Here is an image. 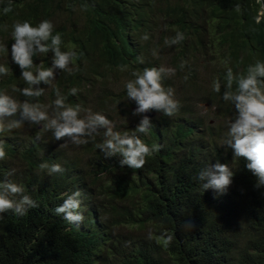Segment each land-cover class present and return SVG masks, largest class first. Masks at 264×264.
<instances>
[{
	"label": "trees",
	"instance_id": "16d2710c",
	"mask_svg": "<svg viewBox=\"0 0 264 264\" xmlns=\"http://www.w3.org/2000/svg\"><path fill=\"white\" fill-rule=\"evenodd\" d=\"M9 2L0 0V44L9 49L0 51V64L9 68L0 76V92L26 99L12 91L28 86L11 60L12 25L36 26L47 19L62 34L61 50H75L79 57L78 70L57 71L51 86L41 85L45 94L39 102L49 106L50 115L55 88L64 95L78 89L67 102L86 108L81 96L99 81L106 85L111 75L117 93L102 89L90 109L112 120L116 131L131 134L142 117L133 115L136 104L128 102L125 84L134 79L133 71L160 66L176 70L164 85L175 90L180 110L167 127L162 118L140 134L149 147L160 146L141 169L122 168L118 155L106 158L95 147L103 142L102 132L95 141L66 147L65 140L27 122L0 134L7 153L0 168L11 167L16 183L38 205L24 216L9 211L0 217V264H264V187H255L241 158L230 167L236 173L226 194L204 191L199 172L214 161H230L231 154L222 136L217 141L220 126L206 125L200 116L187 120L199 103L218 106L220 113H214L223 121L234 119L223 87L215 93L201 79L223 85L228 67L243 73L264 61V16L256 23L264 0H11L12 11L4 14ZM177 31L186 39L169 47L165 40ZM146 33L147 41L141 39ZM51 55L35 57L34 63L49 67ZM42 162L58 163L65 172L50 176L39 169ZM74 188L89 193L84 203L92 206L83 232H74L54 212L59 190ZM164 232L173 236L167 246L157 239Z\"/></svg>",
	"mask_w": 264,
	"mask_h": 264
},
{
	"label": "clouds",
	"instance_id": "9594fccd",
	"mask_svg": "<svg viewBox=\"0 0 264 264\" xmlns=\"http://www.w3.org/2000/svg\"><path fill=\"white\" fill-rule=\"evenodd\" d=\"M11 11L10 0L9 4L3 8V12L7 14ZM236 11H240L239 5ZM261 16H264V6L256 17L257 24L261 22ZM157 30L155 27L154 36L158 35ZM11 37L14 41L11 44V60L18 65L21 70L20 77L28 86L24 88L13 86V92H19L26 98L23 101H18L6 92H0V134L20 129L27 122L29 125L42 126V132L50 131L57 141L65 140L66 143L61 144V147H66L68 143L79 146L95 141L102 132L103 142L96 143L95 147L106 158L117 155L122 157L119 161L120 166L122 168L127 166L130 169L143 168L147 158L159 151V145L149 147L140 138V134H148L153 127L152 122L158 124V121L164 118V127H167L177 117L180 102L175 99V90L164 85L167 77L176 74L175 69L164 66L145 67L142 71L137 70L131 73L134 79L128 80L125 84L127 100L129 103L134 101L136 104V108H131L133 115L142 118L131 134L121 133L115 130L114 122L106 115L87 109L90 99L93 97L92 100L95 101L101 95L98 93L95 96L94 90L84 93L86 97H83L84 94L81 96L87 104L86 108L79 102L77 104L67 102L69 96L77 95L76 88L69 89L67 95L62 94L59 88L54 89L56 98L51 105V115L49 106L39 102V98L45 94V87L41 85L51 86L56 79L57 71L71 74L74 70H78L75 65V61L79 58L77 52L61 50L62 34L55 32L51 21L45 19L36 26L29 21L16 22L12 25ZM141 39L147 41L148 34H144ZM185 39L184 33L177 31L174 37L165 40V44L171 47L181 44ZM0 51L9 54L7 45L0 44ZM49 53L52 54L51 66L43 67L42 64L34 63L35 57ZM140 63L143 64L144 61L141 59ZM200 65H202L201 61L197 66ZM183 66L182 63L181 68ZM8 74L9 68L0 64V76ZM107 78L110 80L106 85L99 81L102 89H106L109 82L115 85L111 75ZM222 87V99L234 108V119L230 117L223 121L217 113H214L216 109L218 110V106L210 108L199 103L188 114L187 120H195L200 116L204 118L206 125L220 126L217 141L219 136L223 137L220 143H224L229 149L231 159L230 161H214V165L199 172L198 179L202 182L201 187L204 191L212 189L218 194H226L236 173L230 167L240 163L243 158L247 161V170L256 178L255 187L259 189L264 187V61L257 60L243 73H234L233 69L228 67L224 84L222 85L219 79H215L212 83V90L215 93H221ZM48 93L49 90L46 91L47 95ZM25 127L29 126L25 125ZM24 130H29V133L31 131ZM40 139L41 134L37 133L36 140ZM6 157L5 142L0 140V161L5 160ZM38 167L50 176L65 172L58 163L42 162ZM59 192L60 199L55 205V214L61 216V220L65 223H69L74 232H83L88 228L89 217L93 216L89 212L92 206L84 203L89 193L82 188L59 190ZM36 207H38L36 201L26 193L24 185L14 180L12 168H0V217L9 211L17 216H24L30 209ZM188 227H193V224L189 223ZM157 239L167 246L172 242L173 236L164 232Z\"/></svg>",
	"mask_w": 264,
	"mask_h": 264
},
{
	"label": "rangeland",
	"instance_id": "374dc122",
	"mask_svg": "<svg viewBox=\"0 0 264 264\" xmlns=\"http://www.w3.org/2000/svg\"><path fill=\"white\" fill-rule=\"evenodd\" d=\"M140 33H141V31L139 30L136 34H140ZM198 67H200V66H198ZM201 80H202L204 89L205 88H211L212 87L211 78L209 80L208 79V76H203ZM113 81H115V79H113ZM100 92H102V86L98 82L95 85V88H94V95L96 96ZM105 92H107V93H109V92H111V93H117V88H116V86L112 82H109V86L106 87ZM86 96H87L86 94L83 95V97H86ZM92 98L90 99V101L92 100ZM207 107H209V106L207 105ZM87 109H90V105L88 106ZM210 123H213V121H210ZM25 132L26 133H29V130H25Z\"/></svg>",
	"mask_w": 264,
	"mask_h": 264
}]
</instances>
